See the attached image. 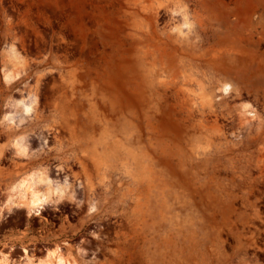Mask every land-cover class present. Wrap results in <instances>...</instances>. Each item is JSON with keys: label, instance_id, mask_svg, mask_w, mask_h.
I'll list each match as a JSON object with an SVG mask.
<instances>
[{"label": "rangeland", "instance_id": "obj_1", "mask_svg": "<svg viewBox=\"0 0 264 264\" xmlns=\"http://www.w3.org/2000/svg\"><path fill=\"white\" fill-rule=\"evenodd\" d=\"M261 13L0 0V264L53 249L64 264H264V66L240 95L216 62L237 50L264 65ZM41 173L61 190L39 191Z\"/></svg>", "mask_w": 264, "mask_h": 264}, {"label": "bare ground", "instance_id": "obj_2", "mask_svg": "<svg viewBox=\"0 0 264 264\" xmlns=\"http://www.w3.org/2000/svg\"><path fill=\"white\" fill-rule=\"evenodd\" d=\"M254 2L257 5H259L262 9V13L260 15V23L264 26V0H254ZM202 4L205 5V2H202ZM214 37H216V39H221V36L219 34H215ZM261 40H264V36H261L260 40L258 42H261ZM216 62L220 66L221 75L224 76V77H222L221 80H224L226 82L224 84H221L223 86L222 87L223 91L227 92L228 90L231 89L232 85L229 82L237 84V87L235 88V90L240 95L242 92L247 93V92H250V90H252V89H256V87L259 83V81H258L259 76H257L256 70L262 68L264 65H263V63L257 62L254 59V55L247 54V53L237 51V50L236 51L233 50L232 52H228L224 58H221L219 60L216 59ZM5 78H6V80H10L12 78V73H7L5 75ZM239 94H237V95H239ZM33 102L34 101L32 100L30 103L26 102L23 104V110H22L23 115H27L30 112L31 104ZM12 112H13V110L10 109L9 113L7 114L8 121H10V123H13L12 121L15 118L14 115H12ZM13 145H14V152L17 155H25L26 154L28 145H27V142L25 141V139H23V137L17 138L14 141ZM34 174L35 173H33L32 175H34ZM41 176L45 177L47 179L48 185L46 187H44L43 189H39V191L47 192L53 188L55 193H58V191L61 190L60 186L54 185L52 183L50 177L47 174L41 173ZM28 188H29V186H28ZM61 195H62V191H61ZM6 196H7V194H6ZM48 198L49 197H45L40 202L32 204V206H34V208H35V212L37 213V215H39L41 210L44 208V206L49 203ZM6 259L9 260V257L8 256L0 257V262H3ZM24 260L26 262V258ZM24 260H22V261L20 260L19 262H16V263L22 264L24 262ZM45 261H51L50 264H64V262H65L64 257L59 254V251L57 249L49 250L41 258L42 263ZM41 262L39 264H42Z\"/></svg>", "mask_w": 264, "mask_h": 264}]
</instances>
